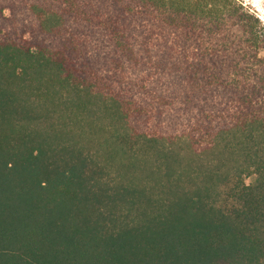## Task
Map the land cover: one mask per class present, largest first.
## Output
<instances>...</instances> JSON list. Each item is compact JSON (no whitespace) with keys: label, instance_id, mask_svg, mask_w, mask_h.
Wrapping results in <instances>:
<instances>
[{"label":"trees","instance_id":"obj_1","mask_svg":"<svg viewBox=\"0 0 264 264\" xmlns=\"http://www.w3.org/2000/svg\"><path fill=\"white\" fill-rule=\"evenodd\" d=\"M0 264H264L241 0H0Z\"/></svg>","mask_w":264,"mask_h":264},{"label":"rangeland","instance_id":"obj_2","mask_svg":"<svg viewBox=\"0 0 264 264\" xmlns=\"http://www.w3.org/2000/svg\"><path fill=\"white\" fill-rule=\"evenodd\" d=\"M246 9L255 14L264 25V0H241Z\"/></svg>","mask_w":264,"mask_h":264}]
</instances>
